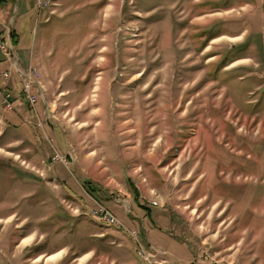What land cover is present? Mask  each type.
I'll list each match as a JSON object with an SVG mask.
<instances>
[{"label":"rangeland","instance_id":"rangeland-1","mask_svg":"<svg viewBox=\"0 0 264 264\" xmlns=\"http://www.w3.org/2000/svg\"><path fill=\"white\" fill-rule=\"evenodd\" d=\"M41 12L29 0L0 3L7 68L36 65L42 85L33 109L19 81L11 90L18 77H2V106L8 88V111L17 101L27 111L17 148L32 154L9 153L15 135L2 115L0 264H48L33 256L100 244L51 234L19 245L48 212L43 197L84 216L69 230L126 231L93 218L102 203L121 224L117 211L136 209V226L123 224L145 244L140 231L157 227L212 261L264 264V0H51ZM20 22L26 63L14 46ZM46 136L67 164L52 160ZM65 183L82 207L59 196Z\"/></svg>","mask_w":264,"mask_h":264},{"label":"crops","instance_id":"crops-1","mask_svg":"<svg viewBox=\"0 0 264 264\" xmlns=\"http://www.w3.org/2000/svg\"><path fill=\"white\" fill-rule=\"evenodd\" d=\"M58 5L59 2L56 3V6ZM55 11H53L52 14H54ZM41 16H43V19L45 18L44 14L42 13L40 14L39 17ZM20 28H21V22L19 23V29L16 32L17 36L14 38V40L16 41V43H14V46L17 49L21 63H26L25 59H27V55L31 47L21 44L22 40L19 32ZM7 66H8L7 60H4L3 56L0 53V88L3 85L1 73L3 72V70L7 68ZM39 84L41 83L39 82ZM11 90L14 91L15 93H17L18 91L20 92V87L18 84V80L16 78L14 79V81H12ZM15 105H16L15 110L13 111L5 110L4 113L2 114L1 107L3 106L1 104V97H0V122L3 116L5 115V118H8L9 120V121L6 120V126L9 127L11 130L4 128V131L7 130L10 135H15V140H11V142L9 143V146L13 147L10 148L9 153L16 156H23V154L25 153L31 155L32 152H30L31 151L30 148L29 149L28 148L19 149V147L17 148V146L22 142V140H24V137H22L21 133H19V129L21 128V125L23 126L26 125V123L23 122L24 121L23 119L26 118L27 111L24 105L21 104L20 102L17 101ZM25 138H27V136ZM23 182L28 184L31 183L28 180L27 181L23 180ZM64 187L65 188L63 189L64 190L63 193H59V196L63 197V200L67 199L69 201H72L74 204H77V206L82 207L81 203L76 199L75 195L73 194L72 186H69L67 183H65ZM132 198L133 197H131L130 200H132ZM105 201L107 203H111L112 200L107 199ZM36 204H38L39 206L41 205L48 212H46V215L45 214L41 215L37 219L36 224L29 230L30 232H28L26 235L23 236L24 238L21 239L22 241L19 243V245H23L22 244L23 242H29L26 244H29L31 246H37L41 242H43L46 239V237H49L51 234L53 235L86 234L87 237H89L90 239L94 238L96 242L97 240H100V244L95 242L96 245L95 244L91 245L90 247L83 248L81 250H78L77 252L74 251L73 247L72 248L62 247L50 252L40 251L35 256H33V260H39L41 258H43L44 260L46 258V260L49 261L48 264H100L99 262L101 261L98 259L100 258L102 259L105 254L106 257H109L111 259L110 261L111 264L141 263L139 262L140 260H138V258L134 255L133 249L129 245L130 242L126 239L127 237L124 235L123 231H104L103 233L98 234L97 231L83 232V231H75L74 229L69 230L68 225L72 224V222L69 223V219H79L84 216H73L70 214V212L65 210V208L63 209L61 207H54L53 201L47 200L44 197L37 200ZM132 211L133 213H131L132 214L131 217L133 219L135 218L137 219L139 214H137L136 209H133ZM117 213L119 214L120 218L122 219V222L125 225L130 227L136 226L135 221L130 216L125 215L120 211L119 212L117 211ZM8 218L9 217L5 219ZM1 219L2 218H0V220ZM95 219L102 222L97 218ZM78 226L79 224H76L75 228H78ZM146 229L147 230L140 231V233L142 234L146 242L157 246L163 252V254L159 256V258L164 260L165 264H221L216 261H212L208 257L204 256L203 250L200 249V247H195V246L192 247L191 245H188L185 242L186 241L185 239H180L175 237V235L172 234L171 231L161 230L157 227L156 228L147 227ZM107 236L110 237H108L105 243H103L102 242L103 239H105ZM108 248L110 249V253H119V255L116 256V258L112 259L111 256H113V254H111V256H108L109 254ZM123 254H124L123 257H125L126 255L127 258L126 260L122 259Z\"/></svg>","mask_w":264,"mask_h":264},{"label":"built area","instance_id":"built-area-1","mask_svg":"<svg viewBox=\"0 0 264 264\" xmlns=\"http://www.w3.org/2000/svg\"><path fill=\"white\" fill-rule=\"evenodd\" d=\"M33 1L36 4V19L39 18L41 11L46 10L48 5L51 3V0H29ZM45 20H49L47 17ZM11 49L10 43L0 39V50L3 52L5 57L8 58L9 50ZM10 60V59H9ZM15 74L18 77V81L21 86L22 94L25 98V101L34 109L37 100L39 91L41 90V84H35V77H41L40 71L36 65H27L25 67H21L18 65L17 60L11 62V65L7 69H5L2 73V77L4 82L7 83L10 78ZM2 103L3 107L6 110L13 109V100H11V91L8 88L5 91H2ZM38 126L42 127V122L38 123ZM49 146L54 150V154L52 156L53 161H61L64 164H67L66 159H64L57 151L56 147H54L53 141L48 139L46 136ZM97 203L96 201H94ZM156 205V203H153ZM91 214L95 215L97 218H100L106 223H109L110 226L117 227L120 229H125L123 231L127 236H129L134 242L135 254L138 257V260L144 264H165V261L160 259L159 256L163 254V252L151 243H144L141 238L139 232L135 229L129 230L123 223L115 217V215L102 203H97L96 206L90 210Z\"/></svg>","mask_w":264,"mask_h":264},{"label":"trees","instance_id":"trees-1","mask_svg":"<svg viewBox=\"0 0 264 264\" xmlns=\"http://www.w3.org/2000/svg\"><path fill=\"white\" fill-rule=\"evenodd\" d=\"M4 0H0V3H2ZM86 186V185H85ZM88 190L89 191H91L89 188H88ZM136 192V191H135ZM141 206V205H140ZM141 208L143 209V210H146V208H145V206H141ZM145 208V209H144ZM146 212H149L148 210H146Z\"/></svg>","mask_w":264,"mask_h":264},{"label":"bare ground","instance_id":"bare-ground-1","mask_svg":"<svg viewBox=\"0 0 264 264\" xmlns=\"http://www.w3.org/2000/svg\"><path fill=\"white\" fill-rule=\"evenodd\" d=\"M38 79V77H35V84H37V82H36V80ZM93 217H95V218H97L95 215H93V214H91ZM97 219H100V218H97ZM101 221H104V220H102V219H100ZM104 222H106V221H104ZM109 224V223H108Z\"/></svg>","mask_w":264,"mask_h":264}]
</instances>
